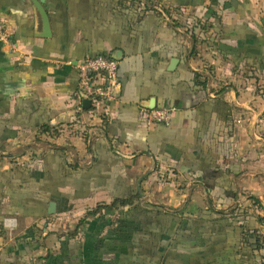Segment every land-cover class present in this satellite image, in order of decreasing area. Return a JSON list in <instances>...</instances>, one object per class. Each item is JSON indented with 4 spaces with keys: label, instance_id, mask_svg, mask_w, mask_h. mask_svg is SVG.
I'll list each match as a JSON object with an SVG mask.
<instances>
[{
    "label": "crops",
    "instance_id": "obj_1",
    "mask_svg": "<svg viewBox=\"0 0 264 264\" xmlns=\"http://www.w3.org/2000/svg\"><path fill=\"white\" fill-rule=\"evenodd\" d=\"M143 1L45 0L46 35L30 0H0V264H252L225 213L249 192L264 237V0ZM101 53L120 61L106 121L76 97V64ZM145 106L176 111L147 128ZM175 185L212 199H167ZM136 190L144 211L88 215ZM77 212L74 231L54 229Z\"/></svg>",
    "mask_w": 264,
    "mask_h": 264
},
{
    "label": "built area",
    "instance_id": "obj_2",
    "mask_svg": "<svg viewBox=\"0 0 264 264\" xmlns=\"http://www.w3.org/2000/svg\"><path fill=\"white\" fill-rule=\"evenodd\" d=\"M11 33L8 29V21L0 14V41L13 45ZM120 61L107 54H98L86 57L76 64L78 71V89L76 97L80 106L84 100H90L89 111L93 114L103 113L106 117L109 107L115 97L119 86ZM176 108L172 106L141 107L139 112L140 122L147 128L153 125H169ZM12 226V223L10 224Z\"/></svg>",
    "mask_w": 264,
    "mask_h": 264
},
{
    "label": "trees",
    "instance_id": "obj_3",
    "mask_svg": "<svg viewBox=\"0 0 264 264\" xmlns=\"http://www.w3.org/2000/svg\"><path fill=\"white\" fill-rule=\"evenodd\" d=\"M127 2H129L130 4H133L135 6L139 8H145L148 7L147 3L145 5L143 0H126ZM209 26V23L206 21H203L201 19H197L195 21L194 27L196 29H198V32L193 33L196 37L197 40H201V34H203V31L206 30ZM105 121L107 120L106 117L104 118ZM69 167H71V169H78L79 165H75V164H68ZM229 192V191H228ZM228 196L230 197L229 201L231 200H235L237 198V194L233 193V192H229ZM225 194V193H224ZM141 197V194L139 191H134L132 193H129L128 195L125 196H119V197H115L113 199V201L109 204L107 203H102L97 205L94 209H91L88 212V215L91 216H96L98 213H100L102 210L104 209H109V210H117L119 209L121 206H131L130 212L134 213L135 211H144L145 209H143L142 207H140L138 204H135L136 200L139 199ZM220 199H222V195H220L219 197ZM220 199L217 203L214 204L215 208L220 209V210H227L226 208H228L227 206H222V204H220ZM153 214H163V215H173L171 213L168 212H163L160 210H152ZM203 215H205L204 211L202 210ZM128 214V213H127ZM127 214H121L119 216V219L121 217L126 216ZM209 216H217V213L212 212L209 214ZM238 216V215H237ZM235 215H228L229 218H231V226L233 229V232H235V234H238V243L239 246L242 247H247L248 249H250L251 251H253V262L252 264H258V260L261 259L259 264H264V254L261 253L262 249H264V237L260 234V229H258L257 227H255L253 224H250V221L248 223H246V217L244 216L242 219L240 217H237ZM117 219V223L118 220ZM248 220H251L250 218ZM84 220L83 222L81 221V223H79V225L83 226L84 224ZM78 225V226H79ZM124 225V224H123ZM78 230V229H77ZM141 238H143L144 236H140Z\"/></svg>",
    "mask_w": 264,
    "mask_h": 264
},
{
    "label": "rangeland",
    "instance_id": "obj_4",
    "mask_svg": "<svg viewBox=\"0 0 264 264\" xmlns=\"http://www.w3.org/2000/svg\"><path fill=\"white\" fill-rule=\"evenodd\" d=\"M144 177L145 176H141L138 180V183L139 181L142 179V181L144 180ZM163 181V184H166L168 182H172L171 179H168V177H163L162 179ZM142 181H141V184H140V189L138 187V184H137V188L141 191H143L144 193L148 190H145L142 186ZM170 186V185H169ZM177 187L176 190H173L172 191V195H171V191L169 192L168 190V187L165 186V188H163L164 190L163 191H157L156 194L154 195L153 192H150L154 198L150 197V199L154 200L156 197L155 196H158L159 194H162V195H168L167 193L169 192L170 194V197H166L167 199H176V201L179 203V202H183V201H194V200H201L202 205H205L207 204V201L209 199H212L209 194L205 193L204 191H201L199 189H195L194 191H189L187 190V185L185 186H176ZM168 191V192H167ZM162 197L161 199L164 200V196H160ZM158 198V197H157ZM165 206L167 203H164ZM167 208H169L168 206H166ZM167 208H163V209H166L168 210ZM171 209H174V208H171ZM175 210V209H174ZM256 203L254 202V200L252 199L251 197V194L249 192H241L240 195H239V199L238 201H236L232 208L227 210L225 215H235V216H239L241 219L244 217V215L248 214V213H255L256 214ZM83 212H77V213H71L69 215V218L68 216H66L65 219H63V217L61 216H56V218H54V226L55 227L54 229L56 230H59V232H64V231H74L76 229V225L78 223V221L83 217ZM59 217H61V219H58ZM56 219V221H55ZM55 230V231H56Z\"/></svg>",
    "mask_w": 264,
    "mask_h": 264
},
{
    "label": "water",
    "instance_id": "obj_5",
    "mask_svg": "<svg viewBox=\"0 0 264 264\" xmlns=\"http://www.w3.org/2000/svg\"><path fill=\"white\" fill-rule=\"evenodd\" d=\"M30 1L36 7V9L39 11V13H40V15L42 17L43 23H44V25H45V27L47 29L45 34L49 35L50 34V31H49V15H48L47 8L44 6L45 0H30ZM113 57L117 58L116 56H113ZM90 106H91V101L90 100H84L83 101V107L85 109H89ZM151 107H154V106H151ZM141 181H142V179L138 183L139 189H140ZM139 191L142 192L141 190H139ZM56 204L57 203L55 201H52L50 203L49 213H55L56 212Z\"/></svg>",
    "mask_w": 264,
    "mask_h": 264
}]
</instances>
